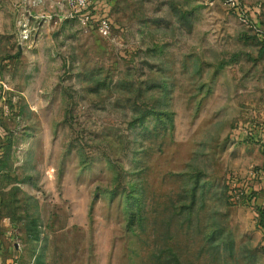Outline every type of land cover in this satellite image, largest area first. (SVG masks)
Instances as JSON below:
<instances>
[{
  "label": "rangeland",
  "instance_id": "obj_1",
  "mask_svg": "<svg viewBox=\"0 0 264 264\" xmlns=\"http://www.w3.org/2000/svg\"><path fill=\"white\" fill-rule=\"evenodd\" d=\"M263 129L264 0H0V264H264Z\"/></svg>",
  "mask_w": 264,
  "mask_h": 264
},
{
  "label": "built area",
  "instance_id": "obj_2",
  "mask_svg": "<svg viewBox=\"0 0 264 264\" xmlns=\"http://www.w3.org/2000/svg\"><path fill=\"white\" fill-rule=\"evenodd\" d=\"M233 3L236 2V0H232ZM91 0H74V7L76 8H86L90 5ZM89 19V17H87ZM111 26H110V21L108 18L106 17H102L99 20L98 23V29L99 32L104 35V36H108L111 32Z\"/></svg>",
  "mask_w": 264,
  "mask_h": 264
},
{
  "label": "trees",
  "instance_id": "obj_3",
  "mask_svg": "<svg viewBox=\"0 0 264 264\" xmlns=\"http://www.w3.org/2000/svg\"><path fill=\"white\" fill-rule=\"evenodd\" d=\"M264 131V129H263ZM264 138V137H263ZM252 203H254L255 198L253 197L252 199L250 198ZM256 211L258 214V225L260 228L264 231V205H257L256 204Z\"/></svg>",
  "mask_w": 264,
  "mask_h": 264
}]
</instances>
